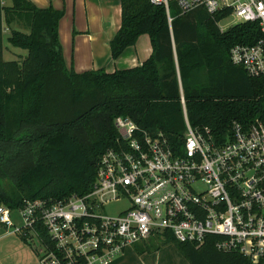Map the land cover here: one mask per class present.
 Returning a JSON list of instances; mask_svg holds the SVG:
<instances>
[{"label": "trees", "instance_id": "obj_1", "mask_svg": "<svg viewBox=\"0 0 264 264\" xmlns=\"http://www.w3.org/2000/svg\"><path fill=\"white\" fill-rule=\"evenodd\" d=\"M119 1L111 56L116 58L141 33L150 37V54L130 67L76 72L62 58L61 9L0 0V203L8 208L87 191L101 153L117 139L118 115L151 132L162 131L174 148H182L181 92L190 124L207 125L220 138L232 120L264 119V77L249 75L229 56L232 44L253 43L262 34L256 22H236L222 30L223 11L196 7L180 13L170 0L169 21L161 3ZM14 18L24 19L27 29L11 26ZM4 26L8 43L25 49L21 58L2 57ZM37 230L47 241L45 230L38 225ZM18 234L32 245L26 234ZM217 238L207 235L197 245L165 230L162 242H173L189 264H264L217 249Z\"/></svg>", "mask_w": 264, "mask_h": 264}, {"label": "built area", "instance_id": "obj_2", "mask_svg": "<svg viewBox=\"0 0 264 264\" xmlns=\"http://www.w3.org/2000/svg\"><path fill=\"white\" fill-rule=\"evenodd\" d=\"M150 1L163 4L171 20L170 0ZM175 1L180 13L204 7L231 15L234 23L256 22L262 34L253 43L232 44L229 56L249 75L264 77V0ZM180 101L182 148L162 131L118 115L117 139L101 153L87 191L15 208L21 223L13 230L26 234L39 264H107L130 244L165 230L197 245L218 235L217 249L264 263V119L232 120L220 138L207 125L192 126L182 92ZM9 214L0 203L1 225H12Z\"/></svg>", "mask_w": 264, "mask_h": 264}, {"label": "crops", "instance_id": "obj_3", "mask_svg": "<svg viewBox=\"0 0 264 264\" xmlns=\"http://www.w3.org/2000/svg\"><path fill=\"white\" fill-rule=\"evenodd\" d=\"M30 1L38 7L50 4L62 10L57 23L62 58L65 66L76 72L99 67L112 71L134 66L148 57L152 50L149 35L141 33L135 43L125 47L116 58L111 56L109 40L120 25L119 0ZM1 2L8 4L9 0ZM6 29L4 26L3 31ZM20 223L21 219L19 222L13 219L9 227L0 224V264H39L35 247L13 230V226ZM184 263L189 264L187 260Z\"/></svg>", "mask_w": 264, "mask_h": 264}, {"label": "rangeland", "instance_id": "obj_4", "mask_svg": "<svg viewBox=\"0 0 264 264\" xmlns=\"http://www.w3.org/2000/svg\"><path fill=\"white\" fill-rule=\"evenodd\" d=\"M233 23L234 20L231 15H227L219 21V24L223 28H227ZM11 26L22 30L27 29L24 19L16 20L14 18ZM8 31V28L2 31V57L4 59L21 58L25 54V49L8 43L6 40ZM17 213L16 209H10L9 215L11 220L14 219L16 222H19L20 217ZM111 260L112 263L110 264H113L115 261L117 264H185L184 261L186 262V259L174 243H163L162 235L159 234L151 235V237L145 240L130 244L122 253H119Z\"/></svg>", "mask_w": 264, "mask_h": 264}]
</instances>
